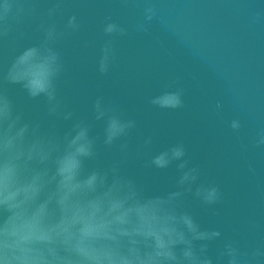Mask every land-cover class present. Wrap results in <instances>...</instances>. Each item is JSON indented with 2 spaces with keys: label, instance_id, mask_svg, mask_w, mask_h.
Returning <instances> with one entry per match:
<instances>
[{
  "label": "water",
  "instance_id": "1",
  "mask_svg": "<svg viewBox=\"0 0 264 264\" xmlns=\"http://www.w3.org/2000/svg\"><path fill=\"white\" fill-rule=\"evenodd\" d=\"M0 264H264V0H0Z\"/></svg>",
  "mask_w": 264,
  "mask_h": 264
}]
</instances>
